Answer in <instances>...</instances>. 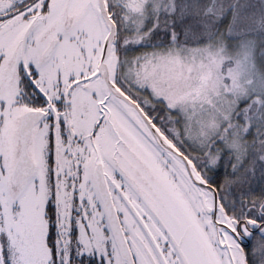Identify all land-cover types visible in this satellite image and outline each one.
Wrapping results in <instances>:
<instances>
[{
  "label": "snow or ice",
  "instance_id": "snow-or-ice-1",
  "mask_svg": "<svg viewBox=\"0 0 264 264\" xmlns=\"http://www.w3.org/2000/svg\"><path fill=\"white\" fill-rule=\"evenodd\" d=\"M0 264H264V0H0Z\"/></svg>",
  "mask_w": 264,
  "mask_h": 264
}]
</instances>
